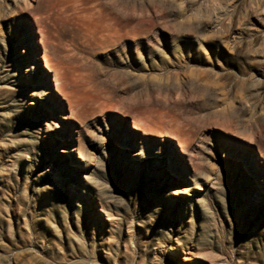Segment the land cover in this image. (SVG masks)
I'll return each instance as SVG.
<instances>
[{
  "label": "rangeland",
  "instance_id": "rangeland-1",
  "mask_svg": "<svg viewBox=\"0 0 264 264\" xmlns=\"http://www.w3.org/2000/svg\"><path fill=\"white\" fill-rule=\"evenodd\" d=\"M49 1L60 8L0 0V264H264V193L242 161L264 183V0H138L109 19L129 46L222 63L210 80L224 111L181 119L189 145L170 114L164 132L143 129L172 104L125 95L107 57L63 59L72 37ZM94 70L111 92L93 90ZM119 130L150 156L123 152Z\"/></svg>",
  "mask_w": 264,
  "mask_h": 264
},
{
  "label": "bare ground",
  "instance_id": "bare-ground-1",
  "mask_svg": "<svg viewBox=\"0 0 264 264\" xmlns=\"http://www.w3.org/2000/svg\"><path fill=\"white\" fill-rule=\"evenodd\" d=\"M141 6L138 0H60V8L49 1L44 5V9L57 11L60 19V31L72 37L71 48L68 53L63 55V59L70 62L88 61V57L94 56V53L96 56L107 57L106 72L115 77L117 84H122V91L125 95L147 96L152 102L159 103L163 109L172 104L171 108L165 112L151 115V119L147 123L141 124L143 129L164 132L166 123L163 117L165 114H170L171 120L176 125L173 132L192 133L184 138V142L189 145L194 132L191 126L182 122L181 119L195 122L200 127V124L207 122L208 105L215 108L216 114H221L224 111L221 107L223 98H220L216 93L212 84L214 82L210 80L215 78V75L221 74L217 72V69L222 63L216 58L208 59L197 56L195 53L192 56L185 52V54L168 57L166 56L168 53L166 46L160 43L148 45L137 43L136 47L129 46L126 35L116 30L108 21L112 15L123 16V9L127 7L136 11ZM84 26L87 28V33L80 38L77 31ZM97 48H101L103 51L97 54ZM193 52H200V50L197 48ZM87 64L88 62H82L79 67H86ZM87 76L93 90L100 94L111 92L102 90L97 71L94 70ZM39 96L45 97L42 90L39 91ZM186 126L188 127L184 128ZM243 129L250 131V126H243ZM130 139L131 137L126 131L116 132L115 142L123 148V152L134 146L128 152L133 158L144 160L150 156V151L144 145L138 146ZM72 150L74 148L69 145L68 151ZM87 156V151L80 155L82 159ZM228 156L230 157V154ZM242 156L245 171L251 173L253 179L257 181V189L264 193L262 177L248 167L253 159L245 158V152ZM172 160L165 163L157 158L155 163H160L162 167L165 166L167 170L171 171L172 175L177 176L179 172ZM71 163L79 165L80 161L71 154ZM237 165L243 167L240 162H237ZM209 180H212V177Z\"/></svg>",
  "mask_w": 264,
  "mask_h": 264
}]
</instances>
